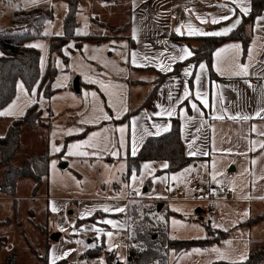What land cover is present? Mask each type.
I'll list each match as a JSON object with an SVG mask.
<instances>
[{
    "label": "crops",
    "instance_id": "crops-1",
    "mask_svg": "<svg viewBox=\"0 0 264 264\" xmlns=\"http://www.w3.org/2000/svg\"><path fill=\"white\" fill-rule=\"evenodd\" d=\"M81 1L78 0L76 12V21L78 22L76 33L88 34L93 31L98 33L92 34L105 35L108 33L106 29L108 25L125 27L118 33V37H109L99 43L83 42L81 49L70 53L66 62L60 57L56 58L57 73L52 83V87L56 91L49 100L43 97H37L36 100L29 97L22 81L16 82L14 98L2 107V110L0 109V112L6 110L12 112L11 115H7L9 118H0L1 134L10 119L22 116L26 109L32 105L37 104L41 108L49 106L55 116L49 130L36 124L38 127L45 128L43 137L39 140V149L23 151V149H27V144L23 143V131L26 127L34 129L36 125L22 126L21 145L16 152L17 155L22 149L21 164L34 153H42L47 148L51 157L53 155L70 158L99 157L124 161L127 168L128 156L137 155L147 137L167 132L171 127V119L177 117L180 120V132L186 153L187 155L190 151L197 153L192 155V157L200 158L197 161L208 159L215 167H224L222 173H227V171L235 173L238 166L243 163V159H248L247 186L245 187L242 183L244 180L240 177V183H236L234 180L228 181V189L222 188H226V192L229 190L230 197L231 194L234 195L233 202L244 201L247 203V215L254 212L244 221L239 220L240 222L237 224L251 237L254 232L258 231V225L264 218V147H261L264 144V135H261L264 133V111L260 112L259 117L256 116L259 110L264 109V19H260L264 18V10L253 20L250 28L251 37L244 54L242 42L237 39L225 41L213 50L211 65L214 76H210L204 61L197 65L185 63L179 66L174 74L165 76L152 92L159 78L154 74L157 75V71L168 72L161 71L158 65L163 63L170 66L172 70L175 63L181 62L179 59L175 63L172 61V57H178L181 54V48L187 46L192 51L185 42L171 39L172 33L178 35L175 32L176 27L191 21L195 27L204 31H220L230 27L237 18L241 20V15L245 14L240 11L237 4L232 3V0H88L92 6L103 9L107 16L101 19L98 15L89 16L87 18L88 32L85 33L82 31L85 25L84 19L79 16L82 12ZM239 3L249 9L248 13L250 12L251 0H239ZM220 5L227 7H220ZM5 6L3 0H0V31L11 25L13 12L17 9L7 10ZM67 9L68 3L66 12ZM186 9L192 11H186ZM229 9L234 11H229ZM197 15L206 19L208 23H201L197 20ZM224 15H228L230 19L221 20L217 24L211 23L213 17L219 19ZM90 22L93 24L96 22L101 27L103 25L105 29L102 31H99L98 28L90 29ZM45 23L41 30L43 38L37 37L26 42L28 46H42L35 47L40 51L39 67L42 74L48 64L50 37L60 36L45 34ZM181 30L185 31L183 28ZM190 41L192 45L198 43L197 40ZM228 45H239L238 54L235 51H229L222 57H217V50ZM133 53L136 54L137 63L144 66L138 67L132 63ZM201 63L205 65V70L201 76L200 90L207 94L208 107H205L195 96V76L200 72L199 65ZM235 63L247 65L248 74L245 76L231 75L230 73L235 70ZM186 68L192 73L191 86L189 84L191 75H184ZM75 78H78V93H75L72 88V79ZM101 82L104 87L101 86ZM185 82L188 84L191 95L188 99L182 100ZM21 84L23 85L22 89L18 87ZM92 93H95V97ZM150 93L149 99H146ZM169 93L172 96L171 100ZM213 102H215V108L212 107ZM192 103L197 105L199 111L193 110ZM134 109L136 111L128 118L121 120L128 111ZM160 111H163L164 115H155ZM168 111L173 114L168 116ZM237 113L252 118L249 120L229 118ZM104 115L110 118L104 119ZM219 115H223L224 119H213V116ZM2 116L4 115H0V117ZM121 127L125 128L123 134L118 131ZM164 128L168 130L164 131ZM54 133L59 137H54ZM121 139H123V146H121ZM52 144L57 146L59 151H56L55 148L52 150ZM73 145L81 146L79 149L70 148ZM133 148H135V155H133ZM70 152H83L87 155L70 154ZM205 152L208 155H203ZM165 162L164 160L140 161L139 171L130 173V181L137 188L145 185L146 179L152 176L156 170L164 169L161 165ZM13 164L15 165V163ZM145 164H151L155 169L151 175L148 174V170L143 168ZM3 169L0 167V180ZM166 174L161 173L153 177L149 188L145 186L147 189L145 192L134 196L126 195L127 205L132 200L145 199L160 201L164 207L165 203L162 198L169 199L172 193L168 194L165 191V193L159 194L158 185L166 184L160 179ZM22 180L25 179L19 180L14 195L0 192V199H10L6 206L0 200V212H4L6 216L4 220L0 219V224L9 219L10 215L6 213L8 210L12 211L13 218L16 217L22 197L33 198L35 196H33L35 192L24 195L21 193L20 183ZM31 183L33 188V182L31 181ZM222 188L211 192L217 197L215 200L226 201L229 199L228 193L225 194ZM162 194L164 195L162 196ZM4 206L5 208H3ZM2 213L0 214L2 215ZM256 216H258L256 221L249 224L244 223ZM0 243L3 246L4 239H1ZM258 248H264V246L256 249Z\"/></svg>",
    "mask_w": 264,
    "mask_h": 264
},
{
    "label": "rangeland",
    "instance_id": "rangeland-1",
    "mask_svg": "<svg viewBox=\"0 0 264 264\" xmlns=\"http://www.w3.org/2000/svg\"><path fill=\"white\" fill-rule=\"evenodd\" d=\"M3 2L7 10L14 8L28 10L35 7L51 10L53 16L46 21L44 32L51 35L62 33L63 17L67 8L66 0H34V2L33 0H3ZM80 8L82 12L79 16L84 19L85 25L82 31L85 33L88 32L87 18L89 16L98 15L100 19L107 16L103 9L92 6L88 0H82ZM94 24L90 22V29L98 28L99 31L105 29L103 25L102 28L98 23ZM156 73L155 77L160 76L162 72ZM74 92L78 93L75 90ZM27 94L37 99L35 91L32 93L27 91ZM44 114L46 116V113ZM43 132L45 128L37 125L34 129L26 127L22 138L26 142L23 141V143L27 144V149L23 151L39 149V140L43 137ZM54 137L59 136L54 133ZM54 148L57 149V146L52 144V150ZM22 154L20 149L13 160L15 165L21 164ZM189 168L192 171L185 173L184 170ZM222 171L224 167H215L208 159H204L166 174L164 176L167 177L166 184L158 185L159 194L165 191L168 194L172 193L169 199L162 198L165 205L158 210L161 212L160 218L165 212L171 211L168 216V233L171 238L203 239L213 237L220 231L225 232L218 242L204 247L192 246L177 256L170 251L168 259L170 264H239L235 261H240L242 255H246L247 258L253 249L264 246V218L258 225V231L251 237L247 231L237 225L239 220L244 221L254 214L251 212L247 215L246 202H233L234 195L231 194L230 197L229 190H227L229 199L226 201L207 200L209 193L222 187L228 189V181L234 180L240 183V177H242L244 180L242 183L246 187L249 179L248 159H243V163L238 166L235 173L232 171L222 173ZM178 174L183 175L179 180L173 181L172 176ZM144 187L145 185H142L137 188L130 181L129 176L126 175L124 161L99 157L70 158L53 155L49 161L46 179L43 178L40 187L33 194L35 196L20 199L15 218L11 210L6 211L10 216L7 221L5 220L6 222L0 224V240L4 239L3 246L0 243V264H7L13 256L14 264H42L46 257L49 264H53V261L54 264H109L108 256L111 253L114 254L111 264H132L134 255L131 250H127L126 246L127 202L125 196L141 194L145 192ZM20 189L23 195L32 194L34 191L28 178L21 181ZM0 200L5 206L10 201L7 198ZM157 202L160 201H153L150 205L155 207ZM105 208L109 210L104 211ZM117 208H122L124 211L117 212L115 211ZM96 210L103 213L97 218L98 223L84 222L76 226L77 218L89 216L87 213H93ZM5 217L4 212L0 214L1 220ZM106 220H111L114 224L105 223ZM53 232L59 233L57 240L50 238ZM108 233L112 235L109 236ZM101 245L102 249L96 256L85 255L86 250ZM214 249H219V252ZM221 254L224 258H220ZM261 264H264V259Z\"/></svg>",
    "mask_w": 264,
    "mask_h": 264
},
{
    "label": "trees",
    "instance_id": "trees-1",
    "mask_svg": "<svg viewBox=\"0 0 264 264\" xmlns=\"http://www.w3.org/2000/svg\"><path fill=\"white\" fill-rule=\"evenodd\" d=\"M68 9L63 20V34L50 37L49 58L45 72L42 74L39 67L40 51L35 47H29L26 42L37 37H42V26L44 22L52 18V11L42 8L23 9L17 8L13 12L11 25L0 31V109L8 104L16 94V82L21 80L29 93L36 92L38 98L47 100L55 93L52 87L54 77L57 73L55 59L60 57L67 61L70 53L80 50L85 41L99 43L109 37H118V33L125 26H107L108 33L102 34H77L76 12L78 10V0H66ZM264 10V0H251V9L247 15H241V23L231 32L224 36H199L187 37L171 34V39L185 42L192 49L193 55L188 59L174 64L171 71L161 73L156 89L161 80L174 74L178 67L185 63L197 65L201 61L206 63L210 76H214L212 70L213 50L221 43L237 39L242 42L243 54L246 52L251 37V26L256 16ZM190 40H197L196 45H192ZM71 45V47H69ZM192 85V75L189 78ZM149 96L146 99H149ZM136 109L128 111L121 120L128 118ZM46 113V116H44ZM49 106L44 108L37 104L28 107L25 113L8 121L7 126L1 134L0 132V167L3 173L0 180V192L7 195H14L19 185V180L28 178L33 182V193L39 188L43 178H46L49 169L51 154L47 148L42 153H34L29 159L23 161L19 166L12 163L21 145V130L23 125L34 126L36 124L49 130L51 121L54 119ZM46 118V120H45ZM89 129V128H88ZM198 157L187 155L184 141L180 132V120L175 117L171 119L170 129L160 135L149 136L142 143L137 155L128 156L126 175L139 171L140 161L164 160L169 165L167 168L158 169L145 181V186L149 188L152 178L161 173H172L183 169L192 162L199 160ZM145 199H135L128 203L127 216V250H131L134 257L132 264H170L168 262L170 251L176 256L186 251L192 246L204 247L208 244L218 242L225 232L220 231L213 237L203 239H176L171 238L168 233L169 213L163 214L160 218V211ZM103 213L99 210L91 215L77 218L76 226L84 222L98 223L97 218ZM258 219V216L246 220L249 224ZM153 236H155L153 238ZM102 249V245L94 249H88L85 255L96 256ZM47 255V254H46ZM114 254L108 256V263L111 264ZM264 259V248L251 251L248 257L239 264H261ZM7 264H14V256ZM42 264H49L47 257Z\"/></svg>",
    "mask_w": 264,
    "mask_h": 264
},
{
    "label": "snow or ice",
    "instance_id": "snow-or-ice-1",
    "mask_svg": "<svg viewBox=\"0 0 264 264\" xmlns=\"http://www.w3.org/2000/svg\"><path fill=\"white\" fill-rule=\"evenodd\" d=\"M34 2V0H33ZM232 3L233 4H237V6L240 8V11L242 13H244L245 15H247L249 9L247 7H244L242 6L241 3H239V0H232ZM220 7H227L226 5H220ZM186 11H192V10H189V9H186ZM229 11H234L233 9H229ZM197 20H199L201 23H208V21L206 19H204L203 17L197 15ZM230 17L228 15H224L222 17H220L219 19L213 17L211 19V23L212 24H217L219 23L221 20H229ZM260 19H264V18H260ZM241 23V20L239 18H237L232 24L230 27H226L220 31H213V32H208V31H204L203 29H200V28H197L195 27L191 21H189L188 23L186 24H181L180 26L176 27L175 29V32L178 34V35H188V36H224V35H227L229 32H231L237 25H239ZM185 29V31H182L181 29ZM45 34H48V33H45ZM62 33H56V35H61ZM79 34V32L77 33ZM29 47H42L41 45H29ZM69 47H71V45H69ZM229 51H235L237 54H238V51H239V45H228L226 46L225 48H221L219 50H217V57H222L223 54L229 52ZM180 55L178 57L174 56L172 57V61L173 63L176 62L177 59H179L180 61H183L185 59H187L188 57H191L193 55V52L187 47V46H184L183 48L180 49ZM147 59V58H146ZM42 63H43V60H42ZM132 63L135 65V66H144V65H141V64H138L137 63V59H136V54L133 53L132 54ZM160 68H161V71H171V67L168 66V65H164L163 63L159 64L158 65ZM199 68H200V72L196 73V76H195V84H196V91H195V96H196V99L200 100L201 103L205 106V107H208L209 104H208V100H207V94L206 93H202L201 90H200V86H201V76L203 75V72L205 70V65L203 63H201L199 65ZM231 75H236V76H245L248 74V68H247V65H244V64H240V63H235V70L232 71L230 73ZM184 75L185 76H189V75H192V73L190 72V70L188 68H186L184 70ZM101 86L104 87V84L103 82H101ZM19 88H23V85H18ZM92 95L95 97V93H92ZM191 95L190 91H189V87H188V84L187 82H185V87H184V94L183 96L181 97V99H188L189 96ZM169 99L171 100L172 99V96H171V93H169ZM212 107L215 108V102H213L212 104ZM192 108L193 110H196V111H199V108L197 107V105L195 103H192ZM261 111H264V109H261L259 110L257 113H256V116L259 117L260 116V112ZM12 112L10 110H6V111H3V112H0V115H4V116H7V115H11ZM173 113L171 111H168L167 112V115L168 116H171ZM155 115L157 116H161V115H164V112L163 111H160V112H157L155 113ZM104 119H109L110 117H108L107 115H104L103 116ZM230 119H243V120H249L251 119L252 117L248 116V115H240L239 113H237L235 116H229ZM213 119H224V116L223 115H219V116H213ZM84 122H87V121H84ZM133 123H135V121H133ZM159 127V126H157ZM164 131H167L168 129L167 128H164L163 129ZM118 131L120 133H124L125 131V128L121 127L118 129ZM159 134V133H157ZM261 135H264V133H261ZM81 145H73V146H70V148H76V149H79ZM121 146H123V139H121ZM261 147H264V144L261 145ZM56 151H59V149H55ZM251 150H254V149H251ZM70 154H79V155H87V153H83V152H78V153H71ZM190 156L192 155H196L197 153L195 152H189L188 153ZM113 155H116V153H113ZM133 155H135V148H133ZM203 155H208L207 152L203 153ZM169 165L167 164V162H165L163 165H161V167L163 168H167ZM143 168L145 170H148V174L151 175L152 172L155 171V169L152 167L151 164H145L143 165ZM192 171L191 168L189 169H185L184 172L185 173H190ZM181 175L183 174H178V175H173L172 176V180L173 181H177L181 178ZM161 180H163L164 182H167V177H163V178H160ZM213 179L215 180L216 179V176L214 175L213 176ZM219 182V181H217ZM171 190V189H169ZM55 210V209H53ZM109 209L105 208L104 211H108ZM115 211L117 212H122L124 211V209L122 208H117L115 209ZM88 215H90L91 213H87ZM105 223H108V224H114L113 221L111 220H106L104 221ZM97 231H100L99 229H97ZM109 236L112 235V233H108ZM174 238V237H173ZM230 243V242H229ZM194 251H198V250H194ZM214 251H217L219 252V249H214ZM220 258H224L223 257V254H221ZM246 259V255H242L240 257V261H244ZM53 264H54V261H53Z\"/></svg>",
    "mask_w": 264,
    "mask_h": 264
},
{
    "label": "water",
    "instance_id": "water-1",
    "mask_svg": "<svg viewBox=\"0 0 264 264\" xmlns=\"http://www.w3.org/2000/svg\"><path fill=\"white\" fill-rule=\"evenodd\" d=\"M73 89L75 90V91H78L79 90V84H78V78H75L74 80H73ZM147 189H146V187H144V191H146ZM162 207V204L161 203H158L157 204V207H156V209L157 210H160V208ZM198 211H200L199 209H198ZM58 236H59V233L58 232H53L51 235H50V238L52 239V240H57L58 239ZM155 236H153V238H154Z\"/></svg>",
    "mask_w": 264,
    "mask_h": 264
},
{
    "label": "built area",
    "instance_id": "built-area-1",
    "mask_svg": "<svg viewBox=\"0 0 264 264\" xmlns=\"http://www.w3.org/2000/svg\"><path fill=\"white\" fill-rule=\"evenodd\" d=\"M222 191L225 193V194H227V192H226V188H222ZM224 198H226V197H224ZM216 199V196L213 194V193H209L208 194V196H207V200H209V201H213V200H215ZM211 209H214L213 207H211Z\"/></svg>",
    "mask_w": 264,
    "mask_h": 264
}]
</instances>
